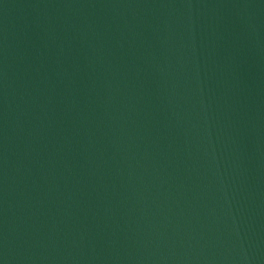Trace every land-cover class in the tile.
<instances>
[{
  "label": "water",
  "instance_id": "95a60500",
  "mask_svg": "<svg viewBox=\"0 0 264 264\" xmlns=\"http://www.w3.org/2000/svg\"><path fill=\"white\" fill-rule=\"evenodd\" d=\"M264 65V0H142Z\"/></svg>",
  "mask_w": 264,
  "mask_h": 264
}]
</instances>
